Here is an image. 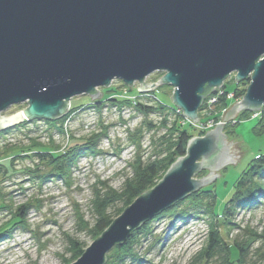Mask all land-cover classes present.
Listing matches in <instances>:
<instances>
[{"label": "water", "instance_id": "obj_1", "mask_svg": "<svg viewBox=\"0 0 264 264\" xmlns=\"http://www.w3.org/2000/svg\"><path fill=\"white\" fill-rule=\"evenodd\" d=\"M162 78L144 84L145 77ZM235 73L249 79L222 122L264 104V0H0V113L26 104L0 132L25 121L57 120L69 101L114 80L146 92L174 88V106L192 122L211 91ZM222 124L191 138L158 184L126 207L73 264H104L105 254L174 204L198 192L238 149ZM204 169L200 180L194 175Z\"/></svg>", "mask_w": 264, "mask_h": 264}, {"label": "rangeland", "instance_id": "obj_2", "mask_svg": "<svg viewBox=\"0 0 264 264\" xmlns=\"http://www.w3.org/2000/svg\"><path fill=\"white\" fill-rule=\"evenodd\" d=\"M163 75L162 72H154L145 77L142 82L152 84L159 81ZM235 82V73H231L220 88H215L206 95L201 103L205 105V110L200 113L198 110L197 122L187 119L182 110L174 106L171 101L174 94L173 87L161 84L153 91L140 92L137 90L140 82H134L129 90V86L120 80H114L109 87L96 89L101 93L99 99L91 101L90 95L72 98L67 111L55 120H62L57 125H48L44 120L25 121L24 119L23 122L27 124L22 125V122L9 128L5 134L0 132V153L3 146L24 147L29 144V138L35 137H38V142L42 145H48L50 142L60 144L59 152L65 153L64 150L68 149L67 147L78 143L93 132H98L101 127L108 129L107 137L102 138L97 146L100 151L99 155L92 156L87 153L78 158L71 169V181L68 184L55 176L45 182L37 180L36 176H45L49 172V169L37 158L16 161L14 169L10 167L7 171V176L0 171V190L6 205L10 201L14 206L32 201L26 223L17 225L0 236V264H73L76 261L68 262L74 256V250L81 247L85 252L91 246L94 240L89 230L95 221V216L90 209L93 192L102 184H107L112 189L120 191L125 179L132 175L130 165L137 158L147 159L159 153V149L164 147L162 141H164L163 137H166V132L161 126L163 114L138 113L135 106L139 103L146 106L161 105L164 107L167 105L168 108L165 107L167 109L165 113L168 114L167 127L170 128L174 119L179 117V124L182 126L188 124L191 135L197 138L204 137L207 132L214 130L216 125L222 124V133H224L226 126L239 123L235 129V135L226 136V142H237L229 149H238L235 164H227L218 171H214L213 173L220 176L205 186L214 188L217 194L216 211L221 212L234 190L236 179L247 164L254 157L264 154V134L256 136L253 133V127L261 111L264 110V104L261 110L250 111L252 114L247 121L238 120L239 114L244 111L239 112L234 119L226 123L221 121L225 111L242 98L235 99L234 92H231L235 89ZM224 85L230 91L226 94V98L231 104L222 112L220 119L215 121L213 119L215 104L211 108L206 105L211 98L225 95ZM114 90L118 92H113ZM129 95L137 97L135 104L130 102V106H123L120 109L114 102L106 101L110 98L127 99ZM103 99H106V102ZM25 106H11L1 112L0 117L10 118L22 111ZM75 108L77 110L73 112ZM205 115L207 117L201 119ZM3 159V157L0 158L1 163L6 161ZM7 163L6 161L4 164L8 167ZM35 166L37 168H34ZM35 171L38 172L33 174ZM203 172L205 175H202L200 171L194 175L193 179L200 180L209 173L207 169ZM35 199L39 202H33ZM118 207H122V204L116 203L108 210V213L113 215ZM163 212L146 222L150 233L143 239V246L138 248V258L128 257L124 260V264H193L207 233L208 218L199 215L197 218L191 216L183 221L173 215L160 217ZM77 215L82 217L86 224L83 230L77 229ZM10 217L8 210H0V233L6 229L2 227L10 221ZM233 222L238 225V229L235 227L229 233L218 222L221 237L231 245L235 240L245 238L249 230L262 235L263 237L261 236L250 245L245 263L260 264L264 257V199L257 208L239 211L234 216ZM105 255V258L114 255V247Z\"/></svg>", "mask_w": 264, "mask_h": 264}, {"label": "trees", "instance_id": "obj_3", "mask_svg": "<svg viewBox=\"0 0 264 264\" xmlns=\"http://www.w3.org/2000/svg\"><path fill=\"white\" fill-rule=\"evenodd\" d=\"M248 85L249 80L238 83L235 82V89L231 91L234 92V98L239 99L243 97ZM223 91L225 95L219 96L217 98V103H215V115H213L215 121L220 119L222 112L231 104L226 98V94L230 92L227 90L226 85L223 86ZM113 92H118V90H114ZM105 100L106 99H103V101ZM106 101L114 102L119 109L123 106L131 105L130 101L127 99L110 98ZM204 106V104L201 105L199 113L200 111L205 110ZM165 107L168 108L167 105L164 107L161 105L146 106L140 103L135 106L136 111L143 115L151 113L163 114L161 126L166 132V137H163L164 141H162L164 147L159 149V153L152 155L147 159L137 158L134 163L130 165L132 175L125 179L120 191L112 189L107 184H102L93 192V197L90 200V209L95 216V221L89 230L93 240L101 236V234L112 223V219L118 217L136 198L144 192L154 188L163 178L171 164H173L179 157L185 156L187 143L193 137L190 132L191 130H189L188 124H185L184 126L179 124V117L174 119L170 128H168V114L165 113L167 110ZM76 108L73 112L77 110ZM251 114L250 111H244L239 114L238 120L247 121L250 119ZM205 117L207 116L205 115L201 117V119ZM61 121L62 120L44 122L48 125L54 126ZM25 124H27V122H23L22 125ZM203 124H205V122H203ZM238 125L239 123H235L234 125L226 126L224 130L225 135L227 137L234 136L235 129ZM57 127L59 128V126ZM8 131L9 130H6L1 134H5ZM107 132V128L101 127L98 132L91 133L88 137L78 141V143H73V145L70 144L71 146L68 145V149L64 150L65 153L59 152L61 148V146H59L60 144L57 145L50 142L48 145H42V143L38 142V137L29 138V144L24 147H18L15 145L3 146L0 158L3 157V160L8 162V167L4 164L6 161H3V163H1V161L0 171L7 176V171L10 167L14 169V163L16 161L25 158H37L41 164H44V166L49 169L47 175L36 176L35 178L37 180L45 182L55 176L68 184L71 181V169L75 166L77 159L85 154L87 155V153H90L92 156L99 155L100 151L97 149V146L100 144L102 138L107 137ZM253 133L256 136L264 134V110L261 111L260 117L258 118L256 125L253 127ZM34 168H37V166ZM36 172L38 171H35L33 174H36ZM203 173L204 172L202 171L201 174L205 175V173ZM263 199L264 154L254 157L247 164L246 168L236 179L234 190L229 199L225 202L221 212L216 211L217 194L214 191V188L210 186L202 188L198 192L188 196L185 200L174 204L172 207L165 210L160 217L173 215L175 218H179L183 221L191 216H193L192 218H197L199 215L208 218L207 233L204 236L203 245L200 251L196 254L193 264H245L249 255L250 245L258 238H261L262 235H258L249 230L248 235L245 238L241 240L239 239V241L235 240L229 245L221 237L217 224L220 222L227 233L235 227V229H238V225L233 222L234 216L241 210L257 208L258 205L262 204ZM0 201V210L6 209L11 214L10 221L6 222L2 227L6 228L0 233V236H2L8 231H11L15 226L24 225L26 223L32 201H27L18 206H14L13 202L10 201V203L6 205L7 203L4 200L1 190ZM33 202L39 201L35 199ZM116 203H121L122 207L115 209L113 215L108 213V210L113 208ZM182 205L184 206L181 209ZM76 226L77 229L80 230H83V228L86 227L82 217L79 215H77ZM149 233V225L146 223L141 229L134 231L123 245L115 246L114 255L106 257L104 264H124V260L128 257L138 258V248L143 246V239H145ZM232 250H235L236 252L233 253ZM74 251V256L68 263L77 261L84 253V249L81 247H78L77 250L75 249ZM260 264H264V257Z\"/></svg>", "mask_w": 264, "mask_h": 264}, {"label": "built area", "instance_id": "obj_4", "mask_svg": "<svg viewBox=\"0 0 264 264\" xmlns=\"http://www.w3.org/2000/svg\"><path fill=\"white\" fill-rule=\"evenodd\" d=\"M219 94H221V92L219 93ZM136 96H131L130 97V95L127 97V99L130 101V102H133L132 104H135V102H136ZM145 99H147L148 100V98H145ZM217 102V98L215 97V98H211V100H209L208 102H207V107L208 106H210V108H211V106L212 105H214L215 103Z\"/></svg>", "mask_w": 264, "mask_h": 264}, {"label": "bare ground", "instance_id": "obj_5", "mask_svg": "<svg viewBox=\"0 0 264 264\" xmlns=\"http://www.w3.org/2000/svg\"><path fill=\"white\" fill-rule=\"evenodd\" d=\"M22 105H26L25 103L24 104H22ZM106 256V255H105ZM106 259V258H105Z\"/></svg>", "mask_w": 264, "mask_h": 264}]
</instances>
